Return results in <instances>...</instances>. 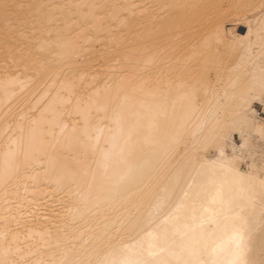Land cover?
Returning a JSON list of instances; mask_svg holds the SVG:
<instances>
[{"label":"bare ground","instance_id":"bare-ground-1","mask_svg":"<svg viewBox=\"0 0 264 264\" xmlns=\"http://www.w3.org/2000/svg\"><path fill=\"white\" fill-rule=\"evenodd\" d=\"M156 12L143 0H42L41 32L19 42L3 32L0 172L6 159L19 170L0 182V233H8L0 259L8 250L16 264L86 262L163 225L199 167L201 127L223 134L220 147L241 174L264 169V121L255 108L264 112V10L242 35L230 33L228 46L236 44L240 61L217 86L192 77L197 65L178 57L183 45L157 61L158 43L176 33L169 25L154 31ZM216 32L222 43L224 30ZM117 112L125 130L133 129L126 143ZM113 143L123 154L105 173L102 153ZM218 155L215 147L202 153L207 160ZM245 244L246 259L264 264L259 210Z\"/></svg>","mask_w":264,"mask_h":264},{"label":"snow or ice","instance_id":"snow-or-ice-1","mask_svg":"<svg viewBox=\"0 0 264 264\" xmlns=\"http://www.w3.org/2000/svg\"><path fill=\"white\" fill-rule=\"evenodd\" d=\"M8 7L4 5L5 9ZM259 73L261 100L264 101V51L260 56ZM241 117L245 119L243 113ZM114 123L120 138L125 143L130 140L133 129L125 130L118 112ZM240 131L243 135L242 124ZM198 134L202 137L196 153L199 167L192 169L184 198L165 217L163 225L143 230L134 243L111 247L95 260H66L63 264H251L246 259L245 234L257 210L264 227V169L259 174L255 171L241 174L235 160L225 157L220 147L222 133L215 127L211 131L201 127ZM258 134L264 139V126L258 129ZM212 147L219 155L214 160L203 159L202 153ZM115 148L113 143V150L102 153L105 173L114 157L123 154ZM18 170L19 165L14 160L6 159L0 182L7 183ZM84 175L87 177V173ZM160 210L157 208V213ZM7 236V232L0 233V240L7 241ZM7 256L8 250L0 264H16Z\"/></svg>","mask_w":264,"mask_h":264},{"label":"rangeland","instance_id":"rangeland-1","mask_svg":"<svg viewBox=\"0 0 264 264\" xmlns=\"http://www.w3.org/2000/svg\"><path fill=\"white\" fill-rule=\"evenodd\" d=\"M0 3V9H4L2 4L9 5V9L7 8L5 12L0 11V16L3 15L0 22H4L0 26V38L13 37L14 41L16 39L19 42L20 38L41 32L42 0H0ZM143 4L157 11L153 21L154 31L160 32L163 26L169 25L176 33L174 38H170V40L163 39L161 40L162 43H158L156 47L159 52L156 56L157 61L160 63L166 62V58L169 57L168 54L170 52H174V55L177 54V48L179 45H183L182 51L184 53L181 52L178 57H189L197 65L191 72L192 77H199L203 80V83L204 81L207 82L206 84L216 82L215 86L220 84L216 80L228 76L230 71L238 67L237 64L240 61L241 54L236 44H232L236 50L234 48L230 50L229 48L231 46L230 33L242 35L245 30L244 26L247 25L249 20H252L257 13L264 10V0H143ZM14 6L16 7L14 8ZM8 10L9 16L4 15ZM1 12L3 13L1 14ZM4 17L5 19H3ZM11 22L12 26L10 27ZM7 24L10 25L9 29L6 30ZM219 28L224 30V39L227 40L224 41L223 39L222 43L215 34ZM6 31L10 32L7 33ZM3 32L7 33H4L5 36L7 35L6 37L3 36ZM227 42L230 43L229 46ZM239 71L238 69L235 72ZM248 74L245 69L242 76L246 77ZM213 85L211 84V86ZM255 108L259 119L264 121L263 108L259 104H255ZM234 142L240 144L237 136L234 137ZM262 148L264 147L261 146L258 150L261 151Z\"/></svg>","mask_w":264,"mask_h":264}]
</instances>
